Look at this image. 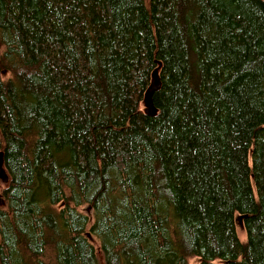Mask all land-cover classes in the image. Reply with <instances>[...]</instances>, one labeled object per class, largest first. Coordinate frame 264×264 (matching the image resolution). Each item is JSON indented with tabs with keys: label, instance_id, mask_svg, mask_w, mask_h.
Listing matches in <instances>:
<instances>
[{
	"label": "trees",
	"instance_id": "trees-1",
	"mask_svg": "<svg viewBox=\"0 0 264 264\" xmlns=\"http://www.w3.org/2000/svg\"><path fill=\"white\" fill-rule=\"evenodd\" d=\"M0 49V264H264V0H0Z\"/></svg>",
	"mask_w": 264,
	"mask_h": 264
},
{
	"label": "water",
	"instance_id": "water-1",
	"mask_svg": "<svg viewBox=\"0 0 264 264\" xmlns=\"http://www.w3.org/2000/svg\"><path fill=\"white\" fill-rule=\"evenodd\" d=\"M161 88V80L159 77V72L156 70L153 75H152V82L145 94L144 98V107H145V112L149 116H156L157 115V109L154 106L153 102V96L154 94ZM0 180L5 183L9 184L10 183V175L8 174L7 170L4 167V153L0 152Z\"/></svg>",
	"mask_w": 264,
	"mask_h": 264
},
{
	"label": "rangeland",
	"instance_id": "rangeland-1",
	"mask_svg": "<svg viewBox=\"0 0 264 264\" xmlns=\"http://www.w3.org/2000/svg\"><path fill=\"white\" fill-rule=\"evenodd\" d=\"M0 52H1V49H0ZM7 76H8L7 73H3L4 78H6ZM7 186H8V184H5L0 180V189H4ZM3 207H4V203L0 199V209ZM79 210H80V212H82L83 214L88 216L89 222H90L89 227H90V225H92L94 222L92 209L89 206H84V207H81ZM236 226H237L238 235H239L241 241L245 242L246 241V233H245V230H244V227L242 224V217L239 215L236 218ZM87 238L95 246L96 251H97V255L100 259L101 264H104L102 253L100 251V247H99V243H98L97 239H95L94 236H92L91 233H89L88 231H87ZM189 264H200V259L199 258H192V259H190Z\"/></svg>",
	"mask_w": 264,
	"mask_h": 264
}]
</instances>
